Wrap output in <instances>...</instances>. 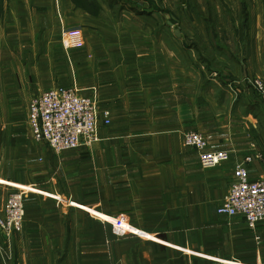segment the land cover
Listing matches in <instances>:
<instances>
[{"label":"crops","instance_id":"0c3cea01","mask_svg":"<svg viewBox=\"0 0 264 264\" xmlns=\"http://www.w3.org/2000/svg\"><path fill=\"white\" fill-rule=\"evenodd\" d=\"M147 2L0 0V214L34 186L0 264H264V222L217 212L237 162L264 179V0ZM57 84L111 109L89 152L32 138L28 102ZM188 130L230 158L203 168Z\"/></svg>","mask_w":264,"mask_h":264},{"label":"built area","instance_id":"2783aa9c","mask_svg":"<svg viewBox=\"0 0 264 264\" xmlns=\"http://www.w3.org/2000/svg\"><path fill=\"white\" fill-rule=\"evenodd\" d=\"M252 83L264 95V73L255 77ZM29 121L34 139L47 142L55 152L89 146L96 138V111L92 101L69 87L49 88L33 98ZM188 135L186 143L201 151V162L205 168L228 159L226 151H206V140L201 134L190 132ZM235 175L237 180L218 206V214L242 216L251 228L256 229L264 222V181L251 180L244 165L236 166ZM30 189L19 188L7 202L4 217H0V228L7 235L21 230L24 200L28 198Z\"/></svg>","mask_w":264,"mask_h":264},{"label":"rangeland","instance_id":"374dc122","mask_svg":"<svg viewBox=\"0 0 264 264\" xmlns=\"http://www.w3.org/2000/svg\"><path fill=\"white\" fill-rule=\"evenodd\" d=\"M160 0H148V2H153L154 3V6H153V8H158V7H160L159 5H158V2H159ZM147 2V3H148ZM145 4L146 6H145V8H146V10H149V9H151L152 7L150 6V3H148V4ZM167 7V6H166ZM171 9V12L172 11H174V5L173 4H169L168 5V7L167 8H165V6H164V8L162 9V12H169V10ZM171 12H169V13H171ZM65 37H66V40H67V45H68V47H70V42H71V40H72V37H71V31H69V30H67L66 31V33H65ZM255 77H253L251 80H249V83H250V86L257 92V94L260 96V97H262V99L264 100V95L263 94H260L257 90H256V86L254 85V83H252V81H253V79H254ZM56 87H58V88H60V87H69V88H72L79 96H82V97H87V98H89L91 101H92V103H93V105H94V107H95V111H96V121H97V124H96V138H95V140L91 143V144H89V146H84V147H79V148H76V149H69V150H67V151H61V152H57L56 151V154L58 153H63V152H71V151H75V150H80V149H84V152H89L90 151V149L92 148V146L96 143V142H98L99 140H100V135H99V126L100 125H102V126H105V127H108V126H110L111 124H112V112H111V109H110V107H108V106H102V105H100L95 99H94V97H91V96H87V95H84V94H82V92L80 91V89L76 86V85H61V84H57V85H54V86H49V87H46V88H44L43 90H41L42 92H44V91H46L47 89H51V88H56ZM39 92L37 95H35L33 98H35L36 96H38V95H40L42 92ZM33 98L31 99V100H29V102H28V125H29V128H30V132H31V135H32V131H31V127H30V121H29V116H30V105H31V102H32V100H33ZM1 109V108H0ZM1 120H3V115H1ZM109 121V122H108ZM198 133V134H201L203 137H204V139L206 140V147H205V150L206 151H218V150H223V151H226V152H228V154H229V157H228V159L230 158V152L228 151V150H225V149H209L208 148V141H207V139H206V137H205V135L203 134V133H201V132H199V131H196V130H188V131H186V132H184L183 133V135H182V142H183V144H184V146H186V147H189V148H193V149H195V150H197L198 151V153H199V160H200V164H201V166L203 167V168H205L203 165H202V162H201V151L200 150H198L196 147H193V146H189L187 143H186V139H187V137L189 136L188 134L189 133ZM32 138L34 139V137H33V135H32ZM34 141H37V140H35L34 139ZM38 142H41V141H38ZM43 142H45V141H43ZM47 143V142H46ZM48 144V143H47ZM49 146V145H48ZM50 147V146H49ZM52 149V148H51ZM53 150V149H52ZM54 151V150H53ZM55 152V151H54ZM248 158H251V160L250 161H248ZM227 159V160H228ZM252 161H253V156H247L245 159H244V161H241V162H237L236 163V166L237 165H244L247 169H248V166H249V164L250 163H252ZM217 166V165H216ZM216 166H214V167H216ZM214 167H211V168H214ZM236 168V167H235ZM248 173H249V170H248ZM249 178L251 179V180H263L264 181V179L262 178V179H252L251 178V176H250V174H249ZM237 180V178H236V175H235V181ZM234 181V182H235ZM233 182V183H234ZM232 183V184H233ZM24 187H31V189H30V192H29V196H28V198H26L25 200H24V208H25V214H24V218H23V223H22V228H21V230L20 231H13L10 235H7L4 231H3V229L2 228H0V231L2 232V234H4L8 239H11V238H13V236H15V235H20V234H22L23 232H24V228H25V221H26V214H27V200L30 198V196H31V194L34 192V186H22V187H17V188H15L12 192H10L8 195H7V198H6V202H5V204H4V208H3V211L1 212V214H0V217H4V210H5V207H6V204H7V202H8V200H9V198L13 195V193L14 192H16L19 188H24ZM224 199H225V197H224ZM223 199V200H224ZM70 204H72V202H70ZM218 212V211H217ZM220 216H222V215H220ZM223 217H226V216H223ZM226 218H228V219H231V218H233V217H226ZM246 221V220H245ZM247 223V222H246ZM263 223V222H262ZM247 225H248V227L251 229V230H256L255 228H251L250 226H249V224L247 223ZM255 238L259 241V242H262V243H264L263 242V240H264V238H262L261 236H259V235H256L255 236ZM231 264H235L234 262H230Z\"/></svg>","mask_w":264,"mask_h":264},{"label":"water","instance_id":"95a60500","mask_svg":"<svg viewBox=\"0 0 264 264\" xmlns=\"http://www.w3.org/2000/svg\"><path fill=\"white\" fill-rule=\"evenodd\" d=\"M176 33H177V34H179L180 32H179V31H177Z\"/></svg>","mask_w":264,"mask_h":264}]
</instances>
